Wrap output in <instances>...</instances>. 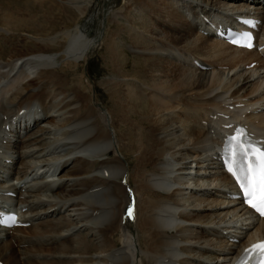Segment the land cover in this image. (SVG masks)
<instances>
[{
    "label": "bare ground",
    "instance_id": "obj_1",
    "mask_svg": "<svg viewBox=\"0 0 264 264\" xmlns=\"http://www.w3.org/2000/svg\"><path fill=\"white\" fill-rule=\"evenodd\" d=\"M59 1L84 9L73 26L57 31L46 19L47 25L36 26L29 13L0 8L5 22L0 34L15 37L0 36V151L5 153L0 199L14 191L30 221L4 237L0 232V260L232 264L245 245L264 236V218L243 229L250 221L240 201L226 197L229 174L221 169L213 176L199 173L215 159L222 114L252 124L264 136V64L256 49L235 48L203 33L201 14L255 12L264 30V5L245 0ZM122 17L139 20L132 29L139 42L131 51L143 57L144 66L138 65L141 74L129 76L127 86L114 87L115 119L97 99L88 71L76 76L75 67L87 64L105 40V23ZM93 22L98 27L90 37L86 24ZM116 44L113 40L112 47ZM192 55L204 66L192 64ZM254 60L257 65L249 66ZM131 183L135 218L128 221L122 212ZM117 233L119 246L114 244ZM235 235L239 241L230 239Z\"/></svg>",
    "mask_w": 264,
    "mask_h": 264
},
{
    "label": "rangeland",
    "instance_id": "obj_2",
    "mask_svg": "<svg viewBox=\"0 0 264 264\" xmlns=\"http://www.w3.org/2000/svg\"><path fill=\"white\" fill-rule=\"evenodd\" d=\"M24 1L25 0H0V8L2 9L4 6H7L5 7L6 9L4 8L2 10V12L8 10L9 8H12L13 11L17 10L20 13L23 12L29 13L32 18V21L33 19L36 18L37 21L35 23L36 26L47 25V23L44 22V20L46 19L49 22L48 27L55 28L53 29V31L60 30L61 28L64 27L73 26L77 22L79 14L84 9V7L77 8L75 4L62 3L59 0H27L26 6L23 4ZM127 18L122 17L118 22L115 20H111L110 22L105 23L104 37L106 41L105 40L102 41L99 48H97L95 53L89 58L87 62L88 65L85 64L83 66L82 64H80L75 67V71L77 72L76 76H80V75L84 76L83 72L88 71V75L90 76V82L92 79V83L96 86L95 88L97 92L96 93L97 99L106 108L112 111L113 115L115 114L113 112L114 101L112 96H114L118 91L115 88L119 89L120 87V89H122L125 87V85L127 86V82L130 80V77L132 78L133 73L136 76L138 73L141 74V71H139L141 70V67H138V65L140 66V64H142V67L144 66L143 57L131 51V50H135L134 43L139 42L138 38H136L137 37L136 30L134 31L132 30L136 26L133 24L136 23L139 24V20L136 19L134 20L136 22H132V20H130L131 18L129 19ZM4 23H5L4 21H0L1 25H3ZM86 26L88 27L89 36L90 35H91L90 37L95 36L96 29L98 27L97 23L96 22H93V24L87 23ZM12 32L16 34L17 31L13 30ZM0 36L7 39V41L12 40L13 38L15 39L14 36L13 37L9 36L8 39V36H6L7 38L4 37L3 33L0 34ZM113 40L117 41V44L114 47H112ZM109 46L113 50V52L109 50ZM134 74L133 76H135ZM124 78L125 80L126 79L128 80L126 82H123ZM117 82L119 83L117 84ZM129 82H132V80ZM138 82H142V81L138 80ZM113 88L115 90H112ZM91 90H89V92H91ZM109 91L111 93V97ZM137 115H138L137 113L134 114L136 118L139 116ZM114 118L116 119L117 115H115ZM123 127L124 125L119 126V128L121 129V130L118 129L119 133L122 132ZM126 157L128 160L129 168L133 169L134 165L136 164L132 154L131 153L126 154ZM120 243H121V234L120 233L114 234V244H117V246H119Z\"/></svg>",
    "mask_w": 264,
    "mask_h": 264
},
{
    "label": "snow or ice",
    "instance_id": "obj_3",
    "mask_svg": "<svg viewBox=\"0 0 264 264\" xmlns=\"http://www.w3.org/2000/svg\"><path fill=\"white\" fill-rule=\"evenodd\" d=\"M244 39L248 40L250 37L245 35ZM225 154L228 157V171L244 192L247 203L264 217V143L252 140L245 129L238 128L235 135L228 137ZM127 215H133L131 207ZM248 252H256L258 257L264 259V243L253 245L246 250L245 255ZM256 258L253 257L254 260ZM238 264H243V261Z\"/></svg>",
    "mask_w": 264,
    "mask_h": 264
}]
</instances>
